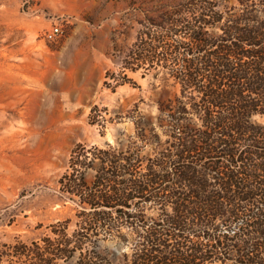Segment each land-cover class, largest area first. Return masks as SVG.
Wrapping results in <instances>:
<instances>
[{
  "label": "trees",
  "instance_id": "trees-1",
  "mask_svg": "<svg viewBox=\"0 0 264 264\" xmlns=\"http://www.w3.org/2000/svg\"><path fill=\"white\" fill-rule=\"evenodd\" d=\"M142 24L103 84L153 73L157 115L130 113L124 144H77L59 179L73 215L0 264H116L97 237L121 227L140 243L119 264H264V0L162 2Z\"/></svg>",
  "mask_w": 264,
  "mask_h": 264
},
{
  "label": "rangeland",
  "instance_id": "rangeland-1",
  "mask_svg": "<svg viewBox=\"0 0 264 264\" xmlns=\"http://www.w3.org/2000/svg\"><path fill=\"white\" fill-rule=\"evenodd\" d=\"M133 1L0 0V250L30 244L73 215L59 179L77 144H124L131 114L157 115L153 73L128 72L138 86L116 88L113 79L104 86L105 73L121 71L147 14L183 0ZM54 26L61 32L49 40ZM95 105L100 122L92 124Z\"/></svg>",
  "mask_w": 264,
  "mask_h": 264
},
{
  "label": "clouds",
  "instance_id": "clouds-1",
  "mask_svg": "<svg viewBox=\"0 0 264 264\" xmlns=\"http://www.w3.org/2000/svg\"><path fill=\"white\" fill-rule=\"evenodd\" d=\"M97 241L102 252L116 257V264H119L124 256L130 257L140 243L130 227H121L116 231L103 233L97 237Z\"/></svg>",
  "mask_w": 264,
  "mask_h": 264
},
{
  "label": "built area",
  "instance_id": "built-area-1",
  "mask_svg": "<svg viewBox=\"0 0 264 264\" xmlns=\"http://www.w3.org/2000/svg\"><path fill=\"white\" fill-rule=\"evenodd\" d=\"M61 30L58 26H54L52 27L51 29H49L47 32H46V38L49 39V40H53L55 39L59 34H60Z\"/></svg>",
  "mask_w": 264,
  "mask_h": 264
},
{
  "label": "crops",
  "instance_id": "crops-1",
  "mask_svg": "<svg viewBox=\"0 0 264 264\" xmlns=\"http://www.w3.org/2000/svg\"><path fill=\"white\" fill-rule=\"evenodd\" d=\"M51 53H55V50H52Z\"/></svg>",
  "mask_w": 264,
  "mask_h": 264
}]
</instances>
